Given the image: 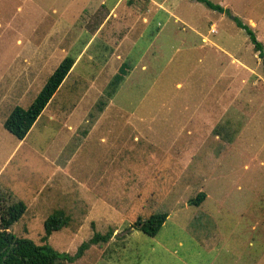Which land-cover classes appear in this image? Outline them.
<instances>
[{"label": "rangeland", "instance_id": "374dc122", "mask_svg": "<svg viewBox=\"0 0 264 264\" xmlns=\"http://www.w3.org/2000/svg\"><path fill=\"white\" fill-rule=\"evenodd\" d=\"M99 1L0 0V214L26 205L9 230L40 244L60 208L57 251L112 232L63 264H264V73L232 19L264 48V0H210L230 15L196 0ZM67 54L70 73L17 139L4 118ZM159 212L154 236L134 228Z\"/></svg>", "mask_w": 264, "mask_h": 264}, {"label": "trees", "instance_id": "16d2710c", "mask_svg": "<svg viewBox=\"0 0 264 264\" xmlns=\"http://www.w3.org/2000/svg\"><path fill=\"white\" fill-rule=\"evenodd\" d=\"M204 3L207 7L230 15L228 9H224L221 5L215 4L210 0H196ZM235 25L242 29L248 36L252 44V49L257 52L261 61V69L264 73V48L262 43L257 40L251 27L237 17H232ZM75 59L72 55H65L51 73L46 77L44 84L35 95L28 106L22 107L15 105L4 118L2 125L9 133L17 139H23L32 127L36 119L39 117L44 107L49 103L63 79L70 72ZM130 65L128 62H121L115 73L112 75L104 95L110 99L116 91L118 85L123 81L128 73ZM219 133V131H215ZM205 197L203 191L198 192L193 198L189 199L190 204L199 205ZM26 209V205L22 200H16L7 204L0 214V264H63L64 262H73L80 258L84 251L92 244L106 242L112 235L111 231L104 234L94 232L86 241H82L73 254L68 252H60L54 249L48 242V236L52 231L64 227L69 222V215L64 209L53 210L43 221V234L40 237L41 243L37 244L33 240L26 237H18L10 230L11 224L18 220ZM165 212L152 213L147 218L138 217L133 226L148 236H154L161 225L166 220Z\"/></svg>", "mask_w": 264, "mask_h": 264}, {"label": "crops", "instance_id": "0c3cea01", "mask_svg": "<svg viewBox=\"0 0 264 264\" xmlns=\"http://www.w3.org/2000/svg\"><path fill=\"white\" fill-rule=\"evenodd\" d=\"M118 3V0L116 1V3L111 7V9L113 10V9H115L114 8V6L116 5ZM98 5H104V1H99L98 2ZM17 8H21L20 6H17ZM137 14V13H136ZM140 18H141V20L143 21V22H147V17L146 16H144V15H141L140 16ZM101 25H102V22L100 23V26L98 27V28H100L101 27ZM75 60H77L78 58H74ZM70 73V72H69ZM70 115V114H69ZM100 119V117H96L95 119H93V121H91V126H95V124H97L98 123V120ZM31 129V128H30ZM29 129V130H30ZM29 132V131H28Z\"/></svg>", "mask_w": 264, "mask_h": 264}]
</instances>
